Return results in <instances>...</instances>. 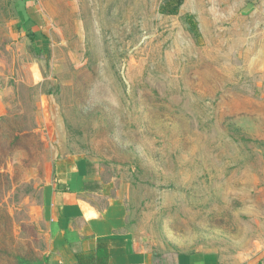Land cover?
I'll list each match as a JSON object with an SVG mask.
<instances>
[{
    "label": "rangeland",
    "instance_id": "rangeland-1",
    "mask_svg": "<svg viewBox=\"0 0 264 264\" xmlns=\"http://www.w3.org/2000/svg\"><path fill=\"white\" fill-rule=\"evenodd\" d=\"M69 155L103 167L155 258L264 264V3L0 0V264L43 261Z\"/></svg>",
    "mask_w": 264,
    "mask_h": 264
},
{
    "label": "crops",
    "instance_id": "crops-1",
    "mask_svg": "<svg viewBox=\"0 0 264 264\" xmlns=\"http://www.w3.org/2000/svg\"><path fill=\"white\" fill-rule=\"evenodd\" d=\"M39 214L48 264H230L210 251L160 260L142 250L128 231L125 200L103 167L84 156L56 161L42 188Z\"/></svg>",
    "mask_w": 264,
    "mask_h": 264
},
{
    "label": "trees",
    "instance_id": "trees-1",
    "mask_svg": "<svg viewBox=\"0 0 264 264\" xmlns=\"http://www.w3.org/2000/svg\"><path fill=\"white\" fill-rule=\"evenodd\" d=\"M167 5H170V6H171V2L167 3ZM177 12H178V8L176 7V8H174V10H172V11L170 12V14H177ZM27 35H28L29 37L33 38V34L28 33ZM20 264H33V263H31V262H29V261L20 260ZM36 264H48V259H47V257H44L43 261H39V262H37Z\"/></svg>",
    "mask_w": 264,
    "mask_h": 264
},
{
    "label": "built area",
    "instance_id": "built-area-1",
    "mask_svg": "<svg viewBox=\"0 0 264 264\" xmlns=\"http://www.w3.org/2000/svg\"><path fill=\"white\" fill-rule=\"evenodd\" d=\"M58 264H70V263H66V262L61 261Z\"/></svg>",
    "mask_w": 264,
    "mask_h": 264
}]
</instances>
